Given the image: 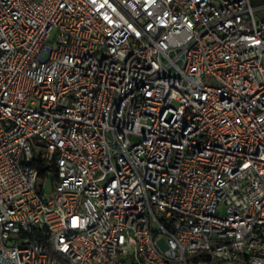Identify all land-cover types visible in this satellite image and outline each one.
<instances>
[{"label": "built area", "instance_id": "obj_1", "mask_svg": "<svg viewBox=\"0 0 264 264\" xmlns=\"http://www.w3.org/2000/svg\"><path fill=\"white\" fill-rule=\"evenodd\" d=\"M256 9L0 0V264H264Z\"/></svg>", "mask_w": 264, "mask_h": 264}, {"label": "rangeland", "instance_id": "obj_2", "mask_svg": "<svg viewBox=\"0 0 264 264\" xmlns=\"http://www.w3.org/2000/svg\"><path fill=\"white\" fill-rule=\"evenodd\" d=\"M253 7H257L255 10V13L260 17L264 18V0H250ZM173 106L176 105L175 102L172 103ZM38 183H40L43 186L44 194L47 195L52 190V184L49 179L44 180L43 178L39 177Z\"/></svg>", "mask_w": 264, "mask_h": 264}, {"label": "trees", "instance_id": "obj_3", "mask_svg": "<svg viewBox=\"0 0 264 264\" xmlns=\"http://www.w3.org/2000/svg\"><path fill=\"white\" fill-rule=\"evenodd\" d=\"M46 174V167L43 165L40 167L39 177H43Z\"/></svg>", "mask_w": 264, "mask_h": 264}]
</instances>
